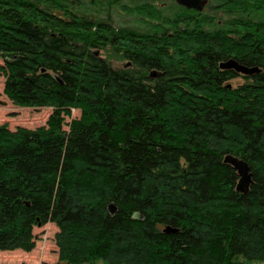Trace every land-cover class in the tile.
<instances>
[{"label": "trees", "instance_id": "obj_1", "mask_svg": "<svg viewBox=\"0 0 264 264\" xmlns=\"http://www.w3.org/2000/svg\"><path fill=\"white\" fill-rule=\"evenodd\" d=\"M0 75L51 108L0 124V250L52 223L39 264L264 263V0H0Z\"/></svg>", "mask_w": 264, "mask_h": 264}, {"label": "rangeland", "instance_id": "obj_2", "mask_svg": "<svg viewBox=\"0 0 264 264\" xmlns=\"http://www.w3.org/2000/svg\"><path fill=\"white\" fill-rule=\"evenodd\" d=\"M240 79L236 78L232 84ZM3 77L0 75V124H5L13 130L17 126L34 129L44 125L49 115L50 107H27L12 104L2 92ZM79 116V110L71 109L68 116L64 117V125L72 118ZM56 231L54 224L46 223L39 227H33L34 247L30 251L0 250V264H39L40 262H54L56 260V247L53 243V234ZM249 264H264L250 262Z\"/></svg>", "mask_w": 264, "mask_h": 264}, {"label": "water", "instance_id": "obj_3", "mask_svg": "<svg viewBox=\"0 0 264 264\" xmlns=\"http://www.w3.org/2000/svg\"><path fill=\"white\" fill-rule=\"evenodd\" d=\"M172 1H174L176 4L180 6L194 9L196 11L202 10V8L206 3V0H172ZM93 53L97 54L96 51ZM219 67L221 69H232L235 72L241 73L243 75H251L259 71V69L256 66L247 67L232 58L220 62ZM223 162L229 164L236 172L238 179L235 184V190L240 193H245L250 183V173L247 164L242 159H239L230 154H226L223 156ZM108 210L110 212L114 211V207L112 204L109 205ZM163 231L173 232L175 230L168 226H165Z\"/></svg>", "mask_w": 264, "mask_h": 264}, {"label": "flooded vegetation", "instance_id": "obj_4", "mask_svg": "<svg viewBox=\"0 0 264 264\" xmlns=\"http://www.w3.org/2000/svg\"><path fill=\"white\" fill-rule=\"evenodd\" d=\"M151 75H153V74H151Z\"/></svg>", "mask_w": 264, "mask_h": 264}]
</instances>
